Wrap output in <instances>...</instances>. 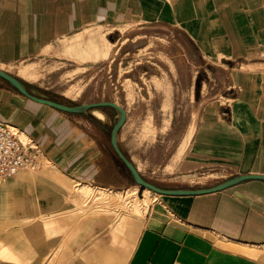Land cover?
<instances>
[{
    "label": "crops",
    "instance_id": "crops-1",
    "mask_svg": "<svg viewBox=\"0 0 264 264\" xmlns=\"http://www.w3.org/2000/svg\"><path fill=\"white\" fill-rule=\"evenodd\" d=\"M95 25L157 29L145 35L172 42L170 56L187 64L191 89L211 91L164 165L169 182L160 186L209 188L239 175H264V0H0V62L41 55ZM141 88L139 99L150 100V90L157 91ZM174 90L172 85L171 102ZM170 107L173 128L177 114ZM97 111L106 116L104 109ZM103 116L57 109L0 81L1 122L25 133L60 172L112 187L123 179L125 164L112 144L105 145ZM119 142L128 157L120 135ZM157 195L150 196L144 226L124 264H264L235 246L264 244V180L200 195Z\"/></svg>",
    "mask_w": 264,
    "mask_h": 264
},
{
    "label": "rangeland",
    "instance_id": "rangeland-1",
    "mask_svg": "<svg viewBox=\"0 0 264 264\" xmlns=\"http://www.w3.org/2000/svg\"><path fill=\"white\" fill-rule=\"evenodd\" d=\"M156 30L137 26H89L62 39L41 55L17 63L0 62V66L21 78L36 93L66 104L101 101L124 104L130 110V118L120 131L121 144L142 176L160 186L169 182L164 165L172 161L192 114L197 116L211 91L191 89L187 64L178 55L173 59L170 56L175 51L172 42L145 35ZM89 34L109 51L108 56H97L86 43L76 44ZM195 62L200 63L197 59ZM175 66L179 67L178 73L174 71ZM23 70L30 78L22 77ZM203 77L200 75V83ZM0 81L8 84L2 78ZM143 85L157 88V91L150 90V100L138 97L145 93ZM172 85L175 90L171 102ZM171 103L177 114L173 128L168 121ZM103 109L106 116L103 112L102 118L107 128L103 137L105 145L111 149V130L118 116L111 107ZM122 167L123 179L117 178V184L107 188L126 191L130 189L129 184L138 185L132 175L130 181L127 179V169L125 165ZM25 171L30 178L22 184L29 186L30 183L29 187L15 184L16 176L0 184V264H39L45 256L48 257L46 264L125 263L144 226L150 196L157 198V193L138 185L131 191L146 202L138 200L137 209L132 207L130 199L111 205L89 202L92 208L82 214L84 202L77 191L85 183L60 172L45 156L39 167ZM109 207L111 217L106 219L103 210ZM93 247H97L102 256H92ZM261 255L260 261L264 262V252Z\"/></svg>",
    "mask_w": 264,
    "mask_h": 264
},
{
    "label": "water",
    "instance_id": "water-1",
    "mask_svg": "<svg viewBox=\"0 0 264 264\" xmlns=\"http://www.w3.org/2000/svg\"><path fill=\"white\" fill-rule=\"evenodd\" d=\"M0 78L5 80L18 90L20 93L24 94L25 96L32 98L33 100H36L38 102L48 104L52 107H55L57 109L70 112V113H82V114H88L89 111L92 109H103L106 107H111L117 112L118 119L116 123L114 124L112 130H111V144L119 156V158L123 161L125 166L129 169L134 181L136 184L146 187L150 189L153 192H156L158 194L162 195H200L205 193H211L216 191H221L227 188H230L232 186H235L243 181L249 180V179H260L264 180V175H258V174H245V175H239L230 179L225 180L224 182L212 186L209 188H197V189H185V188H178V189H170V188H164L160 187L150 181H148L146 178L142 176L137 166L134 164L132 160H130L125 153L122 151V148L119 143V134L122 129V127L125 125L127 118H128V112L124 106H122L118 102L114 101H101V102H93V103H83V104H66L63 102H59L57 100H53L46 97L37 96L30 92L28 85L26 82H24L21 78L3 70L0 68Z\"/></svg>",
    "mask_w": 264,
    "mask_h": 264
},
{
    "label": "bare ground",
    "instance_id": "bare-ground-1",
    "mask_svg": "<svg viewBox=\"0 0 264 264\" xmlns=\"http://www.w3.org/2000/svg\"><path fill=\"white\" fill-rule=\"evenodd\" d=\"M84 43H86L88 45V48L91 51H93L97 56L100 55V54H103L105 56L109 55V51L105 50L103 48V46H101L100 42L97 41L96 37L93 34H89V35H86V36L82 37L76 44L82 45ZM0 68L3 69L4 67L0 66ZM21 75H22V77H24L26 79L30 78V75L26 72V70L21 71ZM68 95H71V94L69 93ZM97 110H99V109H97ZM97 110L95 111L96 114L99 115V116H103L102 113H100ZM21 134H22V136L27 137V135L25 133H21ZM27 169H29V168H27ZM25 170L26 169L22 170L21 172H19L16 175L15 182L21 181V183L22 182L25 183V182L29 181L30 174L28 172H26ZM135 186L136 187H134L132 189L130 188V189L126 190V191H119V190H113V189H110V188H107V187L95 186V185H92V184H82L78 188V191H77V195L84 202V204L82 206H84L83 209H84L85 212H83L82 214H85L86 212H89L90 209L92 208V206L96 205L97 203L98 204L102 203V204H110L111 205V204L117 203V202H125V201H128L129 199H130V202H132V207L134 209H137L138 208V200H140V199L136 198V196H134V193H132V191H131V190L134 191V189H136L138 187V185H135ZM140 201L146 202V200H144V199H142ZM89 202H92L93 205L88 204ZM109 209H110V207H109ZM109 209L108 208L105 209V210L102 209L103 211H106L105 216H104V218H106V219H110V217H111L108 214V212L112 211V210L111 209L109 210ZM235 246L238 249L240 248L241 250H243L244 253H247L250 256H253L254 258H258L259 260L261 259L259 257L262 256L261 254L264 252V244H246V243L245 244H243V243L241 244V242H240V243H235ZM261 246H263V247L260 248ZM233 248H234V246H233ZM90 253L94 257H99V256H102V254H103V253H100V251L97 249V247H93L92 249H90ZM75 255H76V252H75ZM46 263H48V257L45 256L43 259H41V263H39V264H46Z\"/></svg>",
    "mask_w": 264,
    "mask_h": 264
},
{
    "label": "built area",
    "instance_id": "built-area-1",
    "mask_svg": "<svg viewBox=\"0 0 264 264\" xmlns=\"http://www.w3.org/2000/svg\"><path fill=\"white\" fill-rule=\"evenodd\" d=\"M43 153L30 139H25L13 125L0 121V184L24 169L39 167Z\"/></svg>",
    "mask_w": 264,
    "mask_h": 264
},
{
    "label": "trees",
    "instance_id": "trees-1",
    "mask_svg": "<svg viewBox=\"0 0 264 264\" xmlns=\"http://www.w3.org/2000/svg\"><path fill=\"white\" fill-rule=\"evenodd\" d=\"M28 87H30L29 85H28ZM133 178V177H132Z\"/></svg>",
    "mask_w": 264,
    "mask_h": 264
}]
</instances>
